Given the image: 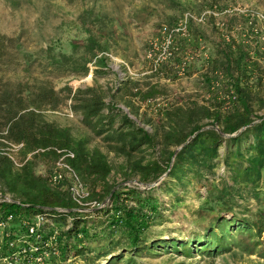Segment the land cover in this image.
<instances>
[{"label": "trees", "instance_id": "1", "mask_svg": "<svg viewBox=\"0 0 264 264\" xmlns=\"http://www.w3.org/2000/svg\"><path fill=\"white\" fill-rule=\"evenodd\" d=\"M135 9L132 16L138 21L156 11L149 3ZM215 16L209 13L207 17L216 25L218 42L215 56L202 75L206 98L162 109L166 124L160 135L150 132L113 99L106 101V90L98 82L74 89L66 84L56 89L50 80L35 75H0V128L7 127L9 138L24 141V156L44 148L32 153L18 168L9 157L0 155V187L19 200L0 201V219L13 214L5 230L0 229V259L7 257L10 264H37L30 255L16 258L9 244L10 239L21 235L27 239L26 244L34 240L26 230L17 231L15 225H22L21 217L37 213H44L51 221L40 233V246L50 238L54 226L59 229L60 252L48 262L145 264L141 257L166 249L188 255L198 251L214 254L246 239L251 251L264 256V112H258L264 107V92L259 85L264 69L257 55L260 48L238 40L232 33L233 26H226L225 32L216 24ZM191 24L189 35L178 39L177 49L156 70L173 72L170 64L176 68L189 61L200 37L191 33ZM107 59L96 56L94 73L104 71ZM30 61L21 34L11 35L0 29V68L22 66L26 70ZM136 89L144 99L160 92L155 83H149L145 90ZM67 97L81 114V122L104 139L108 150L124 156L120 168L125 178L136 174L145 186L110 181L113 164L100 146H91L88 135L76 136L69 125L45 117V109L57 108ZM67 147L75 155L70 162L90 186V198L100 202L108 197L109 203L80 210L67 190L51 186L48 177L36 170L38 161L50 164L58 157L55 148ZM148 148L156 154L148 158L138 155ZM219 162L224 173L219 179L208 177L215 174ZM214 178L218 180L212 182ZM172 179L182 184L183 190L189 182L209 185V193L199 205L209 219L198 222L187 235L163 236L154 230L153 224L162 217L164 207L155 189L165 186L171 191L173 185L168 182ZM154 180H159L158 184L150 185ZM175 194L173 200L179 201V194ZM250 198L255 199V211L248 207ZM70 257H80L82 262H66Z\"/></svg>", "mask_w": 264, "mask_h": 264}, {"label": "rangeland", "instance_id": "2", "mask_svg": "<svg viewBox=\"0 0 264 264\" xmlns=\"http://www.w3.org/2000/svg\"><path fill=\"white\" fill-rule=\"evenodd\" d=\"M214 2L217 5H213ZM144 3L154 6L156 11L146 20L138 21L132 15L135 8ZM187 11L215 13L216 24L225 32L226 26H233L232 33L238 40L259 46L260 54L257 55L264 69V0H0V29L11 35L21 34L31 60L26 70L22 66L16 69L3 66L0 75L13 78L35 75L50 80L56 89L66 84L74 89L98 82L106 90V101L113 99L150 132L160 135L166 124L162 109L178 102L203 101L207 95L202 75L215 56L218 42L216 25L207 19L191 21V33L200 37L199 45L193 47L195 56L189 69L180 72L177 66L174 68L170 64L173 72L156 70L160 65L155 62V56L162 55L155 45L160 42L157 39L160 23H173ZM253 50L251 47V53L255 55ZM101 55L108 58L107 65L103 72L96 74L93 71L97 67L96 56ZM149 83H155L160 92L145 99L135 93L137 87L145 90ZM259 85L264 92V76ZM71 103V98L67 97L57 108L45 109V117L63 126L69 125L76 136L88 135L91 146H100L113 164L110 181L145 186L136 174L125 178L120 168V164L125 163L124 156L109 151L104 139L95 136L81 122V114L71 107ZM129 105L136 111V116ZM258 112L263 113L264 107ZM157 147L159 150L161 146ZM220 150L224 151L223 148ZM140 154L148 158L156 153L148 148ZM48 168L50 164L40 161L36 164L38 172ZM223 173L224 166L219 162L215 174L208 177L219 179ZM159 180L149 184L157 185ZM169 182L168 185H173L171 191L168 192L165 186L155 189L164 201V207L162 217L153 224L154 230L163 236L187 235L190 228L194 230L193 227L199 225L198 222L209 219L208 212L199 210L209 193L208 182L205 185L189 182L186 190L174 179ZM175 192L179 194V201L173 200ZM248 207L255 211L254 198H250ZM15 226L17 231H24L19 223ZM246 240L234 242L230 250L214 254L198 251L188 255L166 249L143 256L141 260L145 264H264V256L251 251ZM76 259L82 262L80 257H70L66 262ZM0 260L10 264V260ZM42 264L62 263L47 261Z\"/></svg>", "mask_w": 264, "mask_h": 264}, {"label": "built area", "instance_id": "3", "mask_svg": "<svg viewBox=\"0 0 264 264\" xmlns=\"http://www.w3.org/2000/svg\"><path fill=\"white\" fill-rule=\"evenodd\" d=\"M209 13L211 12L194 13L193 11H187L171 25L162 23L163 25L160 26L159 36L157 38L160 42H156L155 44L157 48L161 50L160 53H162V55L160 57L155 56V62L160 64L162 60H165L173 54V51L177 49L178 39L189 35L191 20L203 22L207 19ZM194 56V53L189 54V61H187L186 64L183 63L181 66L177 65V70L180 72L187 70V65L193 60ZM70 114L73 115L71 109ZM7 131V127L0 128V155L9 157L15 167L18 168L28 158H31L32 153L35 151L44 150V148L41 147L36 148L33 152H28L24 156L22 153L24 141H16L9 138L7 136ZM55 149L58 153V157L50 163V168L40 171L48 177L50 185L67 190L71 198L79 205L80 210L85 211L98 208L109 203L108 197L100 202L97 199L90 198V186L81 178L78 171L75 170L70 162V158L75 156L74 151L68 147ZM4 200L19 202L13 193L3 190L0 187V201ZM12 217L13 214L9 213L5 218L0 219V228L2 230H5ZM20 220L22 221L21 224L24 230H26L29 235L34 236V240H30V242L26 244L27 239H25L23 235H21L22 238L10 239L9 244L14 247L13 255L16 258L22 255H30L32 262L42 264L54 257V255L59 254L60 251L57 247V233L59 229L56 226L50 230L52 231L50 238L47 239L44 245L40 246V243L37 242L41 237L40 233H42L45 225L51 222L44 213H37L31 217L23 216ZM4 259H7V257Z\"/></svg>", "mask_w": 264, "mask_h": 264}, {"label": "water", "instance_id": "4", "mask_svg": "<svg viewBox=\"0 0 264 264\" xmlns=\"http://www.w3.org/2000/svg\"><path fill=\"white\" fill-rule=\"evenodd\" d=\"M233 134V133H232ZM226 135H229L228 133Z\"/></svg>", "mask_w": 264, "mask_h": 264}]
</instances>
